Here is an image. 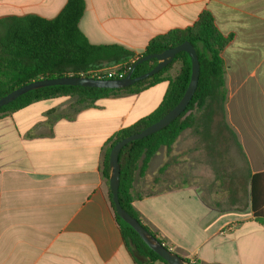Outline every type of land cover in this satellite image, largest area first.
<instances>
[{
	"label": "crops",
	"instance_id": "crops-1",
	"mask_svg": "<svg viewBox=\"0 0 264 264\" xmlns=\"http://www.w3.org/2000/svg\"><path fill=\"white\" fill-rule=\"evenodd\" d=\"M68 1L0 0V20L54 19ZM85 3L79 28L90 44L137 55L212 14L229 39L221 53L223 133L200 125L184 131L136 180L133 206L191 263L264 264V225L252 208L253 188L257 199L264 194V0ZM169 85L103 98L76 114L74 101L57 98L0 115V264H137L114 218L103 160L115 134L154 113Z\"/></svg>",
	"mask_w": 264,
	"mask_h": 264
},
{
	"label": "trees",
	"instance_id": "trees-1",
	"mask_svg": "<svg viewBox=\"0 0 264 264\" xmlns=\"http://www.w3.org/2000/svg\"><path fill=\"white\" fill-rule=\"evenodd\" d=\"M85 8V0H69L62 12L54 19L29 15L0 20V99L24 85L42 79L79 76L119 79V76L107 75L103 72V68L115 66L120 73L126 67L132 68L142 57L160 54L165 50L190 42L199 58L200 77L197 90L188 108L167 128L142 140L129 143L120 153V203L128 213L140 221L133 206L132 190L136 180L145 176L151 160L162 149L171 151L184 131L195 129L197 125L210 127L217 117L220 116L223 119L225 116L227 91L221 53L229 43V39L218 30L212 14L204 12L192 27L172 30L154 38L145 52L137 55L132 50L119 45L90 44L79 28ZM157 64L156 59L142 63L136 67L132 77L136 78L150 72ZM176 65L180 68L178 73L173 75L172 72ZM191 72V59L187 53L182 52L157 75L131 87L120 90L79 86L45 87L28 92L13 103L2 107L0 115L13 114L37 102L66 97L74 100L72 109L76 114L80 110L94 106L95 102L100 99L139 94L161 82L168 81L169 88L158 109L136 124L119 131L108 144L103 160L102 175L109 184V160L113 147L123 139L142 132L174 109L189 86ZM128 74L129 72L121 78L127 77ZM165 168L167 164L160 169V173ZM109 198L124 245L137 264L156 262L168 264L116 214L111 193ZM263 203L264 194L257 199L255 188H253L252 208L255 220L260 225H264V208H261ZM140 223L144 226L141 221ZM144 228L165 245L148 227L144 226ZM184 260L191 263L189 260Z\"/></svg>",
	"mask_w": 264,
	"mask_h": 264
},
{
	"label": "water",
	"instance_id": "water-1",
	"mask_svg": "<svg viewBox=\"0 0 264 264\" xmlns=\"http://www.w3.org/2000/svg\"><path fill=\"white\" fill-rule=\"evenodd\" d=\"M182 52L187 53L188 56L190 57L192 64V72H191V80L189 86L186 92L184 93L182 99L180 100V102L174 107V109H172L167 115H165L158 122L152 124L142 132L127 137L122 141L118 142L113 147L110 153V160H109V166H110L109 186L112 194V201L115 205L116 214L124 222H126L129 226H131L140 236L143 242L151 250H153L156 254H158L162 259H164L168 264H191V263L186 262L178 254L171 251L164 244L160 243V241L156 237L150 234V232H148L144 228V226H142L139 220L134 218L121 206L119 199V188H120V177H121V167H120L119 157L121 151L129 143L136 140H142L167 128L175 120H177L188 108L197 90L199 77H200L199 58L194 46L190 42H185L175 48H170L168 50H165L160 54H152L142 57L133 65L129 74L125 78L100 79V78L79 76V77H63V78H55V79H42L24 85L0 99V109H1L2 107H5L13 103L19 97L25 95L28 92L45 87L79 86L84 88H97V89H114V90L124 89L157 75L161 70H163L169 64H171L175 59V57ZM152 59H156L158 61V64L153 70L139 77L136 78L132 77L134 70L136 69L137 66Z\"/></svg>",
	"mask_w": 264,
	"mask_h": 264
},
{
	"label": "rangeland",
	"instance_id": "rangeland-1",
	"mask_svg": "<svg viewBox=\"0 0 264 264\" xmlns=\"http://www.w3.org/2000/svg\"><path fill=\"white\" fill-rule=\"evenodd\" d=\"M114 68H117V67H115V66H105L103 69V72H105V73H107L108 71H110V70H112V69H114ZM179 65H176L175 66V69L173 70V75H176L177 73H178V71H179ZM66 98H68V97H66ZM71 101H74L72 98H70V102ZM221 122H222V118L219 116V117H217V119H216V121L214 122V124L212 125V127L214 128V131L213 132H219L218 130H220L221 131ZM222 132V131H221ZM223 133V132H222ZM232 141V140H231ZM245 245V244H244ZM247 245V244H246Z\"/></svg>",
	"mask_w": 264,
	"mask_h": 264
},
{
	"label": "built area",
	"instance_id": "built-area-1",
	"mask_svg": "<svg viewBox=\"0 0 264 264\" xmlns=\"http://www.w3.org/2000/svg\"><path fill=\"white\" fill-rule=\"evenodd\" d=\"M131 67H126L122 72L119 73L118 68H114L110 71H108L106 74L109 76H119L120 78L127 74V72H130ZM102 79V78H100ZM230 231V229L226 230Z\"/></svg>",
	"mask_w": 264,
	"mask_h": 264
}]
</instances>
